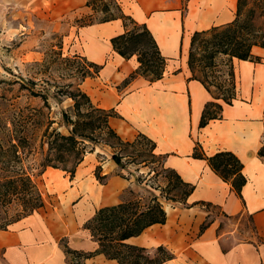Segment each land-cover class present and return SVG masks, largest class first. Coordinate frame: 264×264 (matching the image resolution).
I'll list each match as a JSON object with an SVG mask.
<instances>
[{"label": "crops", "instance_id": "1", "mask_svg": "<svg viewBox=\"0 0 264 264\" xmlns=\"http://www.w3.org/2000/svg\"><path fill=\"white\" fill-rule=\"evenodd\" d=\"M118 1L127 15L146 24L154 35L167 59L164 75L153 81L137 75L125 83L139 61L136 54L126 58L113 48L111 38L125 31L122 18L72 24L65 35L68 49L79 47L85 58L102 65L82 88L95 104L114 111L110 124L123 138L146 135L165 165L195 186L185 204L164 203L165 223H155L127 241L148 248L167 246L174 256L160 264H264V156L259 154L264 145V47L253 48L260 61L234 58L237 97L232 103L217 99L223 104L221 115L204 126L203 109L214 97L189 66L193 33L234 20L238 0ZM42 8H48L55 21L92 13L87 0H43ZM196 143L207 155L230 150L241 159L247 178L242 195L206 158L193 155ZM106 163L117 164L105 147L97 146L73 176L47 167L46 190L53 200L44 199L43 206L0 229V264H69L71 255L64 243L81 251L96 250L99 242L85 223L98 208L127 199L131 188H142L134 179L108 171ZM99 164L108 175L104 182L95 173ZM244 214L251 217L255 236L237 240L236 230L228 228L225 219L239 221ZM84 262L120 264L104 253Z\"/></svg>", "mask_w": 264, "mask_h": 264}, {"label": "trees", "instance_id": "2", "mask_svg": "<svg viewBox=\"0 0 264 264\" xmlns=\"http://www.w3.org/2000/svg\"><path fill=\"white\" fill-rule=\"evenodd\" d=\"M87 5L92 8V13L80 17L79 25L116 18L123 20L125 31L111 38L113 48L126 58L136 54L139 61V66L125 83L137 75L151 81L164 75L167 59L146 24H140L127 15L118 0H87ZM59 46L62 47V44ZM255 46L264 47V0H238L234 20L193 33L189 66L193 77L200 79L214 97L203 109L200 126L221 115L223 104L217 99L232 103L237 97L234 58L260 61L261 57L253 52ZM101 68V64L83 57L77 71L79 81L76 87L65 92L74 100L69 110L62 111L61 125L67 128V132L53 127L55 120L47 117L42 108L0 109V229L44 205L36 177L47 167L61 168L73 176L85 155L94 151L98 144L104 143L116 149L135 144V141L125 140L110 124L114 111L94 104L82 88L83 81L99 74ZM44 98L47 100L46 96ZM151 141L155 147L154 141ZM38 147L42 157L35 167L31 157ZM259 154L264 156V145ZM193 155L206 158L215 172L231 182L237 193L242 195L247 178L243 173V162L233 151L221 150L207 155L196 143ZM112 158L121 167L125 166L120 152L114 150ZM101 169L99 164L95 173L104 182L108 175L103 174ZM167 177L164 186L152 185L161 189V194L142 196L131 188L128 192L134 194L132 198L98 208L85 227L99 242V247L94 251H81L64 243L71 255L69 264H85L86 258L97 253L115 258L120 264H160L172 258L174 253L164 244L148 248L127 241L155 223L166 222L167 210L163 199L186 203L195 186L171 168H167ZM138 181L142 183L141 179ZM172 191L175 193L172 194ZM209 223L204 222L201 231Z\"/></svg>", "mask_w": 264, "mask_h": 264}, {"label": "rangeland", "instance_id": "3", "mask_svg": "<svg viewBox=\"0 0 264 264\" xmlns=\"http://www.w3.org/2000/svg\"><path fill=\"white\" fill-rule=\"evenodd\" d=\"M42 4L43 0H0V109L14 107L19 110L20 107L28 106L42 108L47 117L55 120L53 127L67 132V128L61 125L62 111L69 110L74 100L65 92L76 87L79 81L77 71L84 56L79 47L71 46L68 49L69 43L65 35L72 24L79 26L80 17L69 15L55 21L49 16L48 8L43 11ZM73 42L76 43V36ZM125 140L135 141V144L122 146L121 149L104 143L97 145L105 147L110 158L114 150L123 156L124 167L116 163L114 166L106 163L105 168L132 178L137 183L141 179L142 183L139 184L142 188L134 190L136 194H161V189L153 186H164L168 181V167L165 165L164 156L157 153L151 140L140 134ZM41 157V149L38 147L36 154L31 157L35 167ZM36 180L45 201H52L51 193L46 190L45 174L38 175ZM133 196V193L128 192V198ZM163 201L166 205L174 202L166 199ZM217 213L223 215L219 211ZM217 213L214 211V214ZM225 220L229 224L228 228L236 230L237 240L254 238L255 229L249 214H244L239 221L235 217Z\"/></svg>", "mask_w": 264, "mask_h": 264}]
</instances>
